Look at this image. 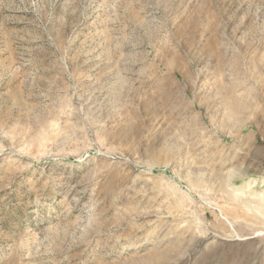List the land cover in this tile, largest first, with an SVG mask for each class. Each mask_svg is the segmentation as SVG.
Here are the masks:
<instances>
[{
  "label": "rangeland",
  "instance_id": "rangeland-1",
  "mask_svg": "<svg viewBox=\"0 0 264 264\" xmlns=\"http://www.w3.org/2000/svg\"><path fill=\"white\" fill-rule=\"evenodd\" d=\"M0 264H264V0H0Z\"/></svg>",
  "mask_w": 264,
  "mask_h": 264
},
{
  "label": "bare ground",
  "instance_id": "bare-ground-1",
  "mask_svg": "<svg viewBox=\"0 0 264 264\" xmlns=\"http://www.w3.org/2000/svg\"><path fill=\"white\" fill-rule=\"evenodd\" d=\"M236 239V238H235ZM239 240V239H238Z\"/></svg>",
  "mask_w": 264,
  "mask_h": 264
}]
</instances>
